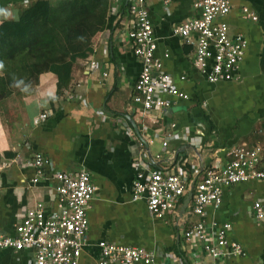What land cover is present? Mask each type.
<instances>
[{
    "label": "crops",
    "instance_id": "obj_1",
    "mask_svg": "<svg viewBox=\"0 0 264 264\" xmlns=\"http://www.w3.org/2000/svg\"><path fill=\"white\" fill-rule=\"evenodd\" d=\"M32 1L0 0V22L17 19ZM111 1L116 13L123 0ZM193 1L151 0L148 8L155 54L178 88L188 94L187 99L163 95L172 100L163 111L143 113L132 101L141 61L127 36V10L113 27L92 37L89 50L86 46L82 54L67 57L72 63L70 80L59 91L57 81L64 71L56 73L51 66L60 64L53 60L65 48L55 58L31 61L41 49L5 70L12 81L11 91L0 99V229L4 233H13L37 202L47 212L54 208L55 171L76 173L84 168L96 190L88 211L89 244L78 264L95 263L101 239L154 249L167 257L172 254L178 259L175 264H264V221L256 220L250 210L255 200L264 205V180L226 186L219 207H206L208 227L213 221L231 223L227 237L245 251L237 257L215 260L200 242L185 243L184 230L199 216L189 206L181 211L183 201L162 219L150 213L144 199L132 200L138 161L162 171L180 168L190 187L209 165L227 161L233 145H260L264 166V0H231L226 16L229 32H242L248 46L236 77L215 83L193 67L194 46L173 31L196 14ZM242 6L253 9L257 20L244 19ZM58 39L66 47V38ZM91 60L96 62L94 68ZM41 113L47 117L35 122ZM36 152L50 163L32 183L34 168L27 159ZM0 264H33V250L0 248Z\"/></svg>",
    "mask_w": 264,
    "mask_h": 264
},
{
    "label": "built area",
    "instance_id": "obj_2",
    "mask_svg": "<svg viewBox=\"0 0 264 264\" xmlns=\"http://www.w3.org/2000/svg\"><path fill=\"white\" fill-rule=\"evenodd\" d=\"M151 0H128L126 11L127 36L133 43V50L141 61V68L134 83L132 101L143 113L152 110L163 111L172 100L163 95L187 99L188 94L175 83L172 75L163 69L161 59L156 56V38L149 17ZM167 3L168 0H162ZM196 14L185 19L174 28L186 43L194 46L193 67L209 82L228 81L236 77L239 65L245 55L248 40L242 32L230 34L226 16L231 9V0H194ZM244 19L257 20V14L248 6L241 7ZM91 67L96 62H88ZM185 79L184 75L180 76ZM47 117L41 113L35 122ZM169 136V135H168ZM168 137L162 141L166 147ZM142 142H140V145ZM263 148L245 143L231 146L227 151V161L209 165L192 187L179 170L162 171L148 168L138 161V171L132 181V200L144 199L150 213L165 219L183 201L191 189L188 203L191 212L199 219L184 230L186 244L201 243L203 250L213 259L237 257L245 254L242 245L227 237L230 222L208 227L206 207L217 208L222 202L223 188L235 183L264 180V166L260 165ZM159 156V155H158ZM50 161L42 153L36 152L27 164L34 168L32 183L45 174ZM56 192L55 206L46 211L42 202L28 209L13 233L0 229V248L13 251L33 250V264H78L80 255L88 243V211L96 190L87 169L76 173L58 170L53 174ZM251 213L258 221H264V205L255 200ZM99 254L94 264H157L169 258V264L178 259L170 254H161L154 249L133 246L101 239L97 242ZM164 258V259H163Z\"/></svg>",
    "mask_w": 264,
    "mask_h": 264
},
{
    "label": "trees",
    "instance_id": "obj_3",
    "mask_svg": "<svg viewBox=\"0 0 264 264\" xmlns=\"http://www.w3.org/2000/svg\"><path fill=\"white\" fill-rule=\"evenodd\" d=\"M111 4V0H34L20 10L17 19L2 20L0 63L3 68H0V99L11 91L12 79L5 70L14 66L20 57L41 49L31 57V61L41 62L55 58L65 48L53 60L60 64L51 68L56 73L64 71L57 81L58 91L66 86L70 80L72 65L71 60L66 61L67 57L72 59L78 53L82 54L80 52L91 43L92 37L105 28L113 27L128 7L123 0L119 10L114 13ZM60 36L66 38V47L63 39L56 40Z\"/></svg>",
    "mask_w": 264,
    "mask_h": 264
},
{
    "label": "water",
    "instance_id": "obj_4",
    "mask_svg": "<svg viewBox=\"0 0 264 264\" xmlns=\"http://www.w3.org/2000/svg\"><path fill=\"white\" fill-rule=\"evenodd\" d=\"M127 2H128V0H125V3H127ZM192 186H193V185H191V187H192ZM191 196H192V190L190 189V190L186 193V195H185V197H184V199H183V203H182V205H181V211H184L185 208L188 206V203H189V201H190Z\"/></svg>",
    "mask_w": 264,
    "mask_h": 264
},
{
    "label": "clouds",
    "instance_id": "obj_5",
    "mask_svg": "<svg viewBox=\"0 0 264 264\" xmlns=\"http://www.w3.org/2000/svg\"><path fill=\"white\" fill-rule=\"evenodd\" d=\"M0 12H2V10H0ZM0 68H3V64L2 63H0Z\"/></svg>",
    "mask_w": 264,
    "mask_h": 264
}]
</instances>
